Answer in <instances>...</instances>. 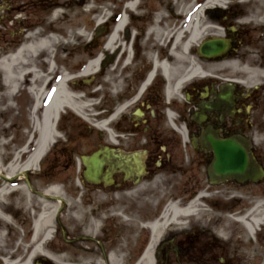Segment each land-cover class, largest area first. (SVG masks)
<instances>
[{"label":"flooded vegetation","instance_id":"flooded-vegetation-1","mask_svg":"<svg viewBox=\"0 0 264 264\" xmlns=\"http://www.w3.org/2000/svg\"><path fill=\"white\" fill-rule=\"evenodd\" d=\"M59 3L64 4L58 0H0V40L16 36L21 28H27L33 17L38 15L43 14L45 21L50 16L49 21H52ZM127 12L131 16L132 13ZM232 14L229 13L230 18L236 16ZM242 15L250 16V13L245 11ZM156 17H159L157 25L168 33V37L156 40L151 34L152 51L146 58H141L140 63L135 62L136 50L134 41H131L130 48L134 56L130 67L134 62L135 65L129 78V87L115 89L113 100L104 94L100 109L103 126L90 129L97 133L98 143L87 154L99 151L100 156H109L101 167L99 180L93 182L88 179L84 174V165L80 175H73L71 186L75 187L73 192L81 200L75 201L72 199L73 193H70L68 209L81 208L84 212L80 231L66 228V243L73 253L76 251L73 256L67 254L69 258L72 256L68 264H111L112 255L117 264H247L246 256L237 254L232 245H224L216 240V236L211 231H205L200 224L166 227L149 249L150 229L144 228V237L138 240L136 237L131 238L128 224L119 221L121 216L146 206L147 202L142 200L145 198L156 200L159 210L170 199L181 204L180 195L185 192L186 183L195 177L192 171L201 166L207 170L212 158L213 153L201 141L208 126L221 137L242 135L249 138H253V134L264 126V37H255V47L245 52L242 61V66L249 64L262 70L261 77L252 83H246L242 75L243 82L236 81L234 85L237 79L232 69L219 67L222 61L231 59L241 45H248L251 32L244 26L235 30L227 28L226 35L237 40L234 51L213 60L205 61L199 57V68H203L204 74L185 77L184 63L172 65L177 59L173 50L174 34L181 28L179 17L167 26V18L161 7L154 11L153 20ZM127 34L132 38V33ZM164 61L174 67L171 75L165 73ZM204 64L212 69H207ZM177 66L181 68L180 72H175ZM127 79L121 80L127 82ZM223 93H227L228 97L222 98ZM70 144H55L54 158L50 162L53 170L50 172L73 169L67 151L71 150ZM257 158L261 162L258 155ZM50 172L47 167L39 175H49ZM179 179L181 182L177 184ZM228 183L239 187L255 185L230 180ZM31 193L34 198L37 196L38 200L42 199L36 192ZM8 203L9 200L4 204L6 210ZM35 206L38 209L40 207L36 202L31 210H36ZM10 210L16 226L18 222L22 225L28 222L27 219L23 222L24 217L18 206L14 204ZM57 215L56 224L60 222ZM35 219L28 222L29 228L23 237V241L27 242L24 247L14 248L13 244L18 238H13L14 243H11L10 238L5 237L0 245V264H4L1 261L4 255L22 264L54 262L45 255L33 252L31 245L34 242ZM150 220L142 224L148 225ZM258 236L264 241V225L258 231ZM53 240L47 242L45 249L52 246ZM148 249L150 252L146 254ZM255 259L256 256L252 257L250 264H260L259 261L254 263ZM261 262L264 264V259Z\"/></svg>","mask_w":264,"mask_h":264},{"label":"rangeland","instance_id":"rangeland-1","mask_svg":"<svg viewBox=\"0 0 264 264\" xmlns=\"http://www.w3.org/2000/svg\"><path fill=\"white\" fill-rule=\"evenodd\" d=\"M59 1L63 0H58V2ZM124 1L126 0H66V4L59 3L61 7L57 11L58 16L53 19L51 18L52 21H49L50 16H48L46 18L47 20L45 21V18L42 17L43 14L41 16L38 15L37 17H33L34 20L27 28H21V32H19L16 36L12 37L11 39L6 37L3 40H0V61H2L4 58L9 56L10 52L15 50L18 45L26 41H30L25 35L27 30L38 31L37 33L39 35L41 34V36L45 37H48L52 32H58L61 35L66 36L67 44H61L59 46L58 42H56L58 39H52V55L53 51L56 50V57L54 59L51 55L50 58L54 60L53 64L55 70H67L72 74L78 73V71L91 57H94L98 53L102 52L103 60L100 63L98 71L87 77H74V81L70 83L74 87H77L75 89L76 93L84 94L86 100L88 99V96L94 97L90 106H88L84 111V114L88 120L84 119L76 112L66 107L65 111L61 112L56 124V128L62 136L61 143H71V150L67 151L68 156L72 159L73 169L64 168V170L61 169L59 172H50L53 170V165H51L50 162H52L54 158V147H52L50 153L43 160V162L41 161L40 164H38L36 168L31 173H29V180L31 184L36 186L37 189L40 188L41 190H44L48 184L53 183L59 186V194L63 198V206H65L62 208L59 215L61 221L60 224L64 229L69 228L80 231L82 227L81 220L84 211L81 208L77 210L68 209V202H70L71 199L70 193H73L72 199L75 201L81 200L79 195H76V193L73 192L75 187L72 188L71 186L72 179L73 175L76 176L81 174V166L79 167L78 163L80 160V154H87L88 150H90L93 146H97L98 135L96 132L90 131V128L93 127L92 122L94 123L97 121L98 117L96 116L101 113L100 107L102 100L100 101V99L102 94H108L113 100V93L111 89L114 88V83L113 81L105 80L103 73L112 72V70H114L113 66H115L114 63L117 59V56L115 55V51H109L105 49L104 42L107 40L108 34L114 28V15L119 12L120 9H122ZM203 1L204 0H139V8L141 7L139 12H136L133 15L131 14L129 17L130 24L127 25L120 34L121 39L122 37L126 38V35L129 36L127 34L128 32L133 33V47L136 50L135 62H142L141 58H146V55H150L149 51H152V37L148 32V29L151 25L154 11L157 9V7H162L165 11V15H169L170 19L167 20V26L170 25L172 21H176V17H179L180 23L184 25L188 20L189 12L186 14L183 11L189 10L196 2L199 3ZM177 7H180V10H178ZM245 11L247 13H250L251 11L254 13L252 19L249 18L245 20L244 18H239V21L232 22L234 25L239 24L244 26L249 32H251L249 34L251 40L248 41V45H241L236 50L234 55H232V58H235L240 63H242L241 61H244L245 52L252 50L255 47V37H264V0H248L244 3H239L236 0H233V3H230L229 1L227 8L218 7L217 9H207L201 16V23L205 22L206 24H209V22H211V24H215L217 26L210 30L207 29L202 35L203 39L208 35L215 33L219 34L222 32V34H225V31L221 29L224 24L221 17L223 12H225L229 20V13L236 14L237 12H240L238 13L240 16L238 14L237 15L238 17H241ZM100 18H102L101 23L98 21ZM79 33H82L83 35ZM152 54H155V52ZM44 55L46 56V53L42 54V56ZM42 56L40 55L36 60V67L44 77L49 75V69L48 66L44 65V61L41 63L40 57ZM104 63L105 65H103ZM134 63L124 72L115 73L113 75L115 80L116 78H128L127 82L121 80L119 87L128 89L129 78L131 76V71L134 68ZM112 64L113 66L109 67ZM204 67H206L205 64ZM210 67L212 66L210 65ZM229 68L231 67H228L227 69ZM241 68L242 66L238 64L231 69L235 76L240 77V75H242L240 70ZM207 69L211 70L212 68ZM128 70L130 72H128ZM213 71L215 70H212V72ZM2 75L3 71L0 69V94L4 93L5 91ZM41 83L42 80H39L36 82V85L40 86ZM97 87L99 88V92L94 91V89ZM49 88L50 86L47 88L46 92L49 90ZM33 100V95L23 89V91H20L18 94H16L12 100L15 110H13L11 113L0 111L1 170L7 168L8 163L14 156V153H17L21 147L25 146L28 140H31L28 145V153L34 149L35 143L34 141L32 142V140H36L37 133H35V131L32 129L33 119H31V108ZM7 104H9V101L0 99V110L5 108ZM40 117L41 112L39 111L36 113V118L40 119ZM258 130L253 134L254 141L252 147L261 160V164L264 166V126ZM70 137L72 138V141L70 140ZM27 156L28 154L23 156L22 162L26 160ZM47 167L48 173L50 172V174L40 176L39 172H42ZM4 172L2 173L5 174ZM192 173L195 175V177L190 182L186 183V190L183 195H180L184 199L182 205H186V201L191 196L190 194L192 191L197 192L203 188H208L213 190L212 193L210 192L213 195H211L210 198L208 197L206 207H202V209L199 210L195 215L181 218L180 221L188 224L194 223L193 221L196 220L195 222L200 224L201 227L205 229V231H211L212 234L216 236V240L224 245H232L237 254L246 256L247 264L252 263V257L254 256H256L257 261L261 262L264 259V241L259 238L258 232L255 234V237L250 238V235L239 223L230 219L232 217L230 215L233 214L229 215V212H235V210L238 208L241 209L244 206L245 208L249 206L251 203L250 201H252L254 198V194H257L259 198H263L264 182L260 185H250L244 187H237L233 183L217 184L215 186H211L206 177V170L204 166L198 168L195 167ZM20 182L21 183L18 186L23 187V183H25L24 180L22 179ZM180 182L181 179H179L177 184ZM1 184L2 181L0 182V185ZM191 187H193L194 190L191 191ZM26 191L28 190L26 189ZM178 194H181V192ZM35 197L36 200L39 199L37 196ZM149 198L142 199L143 201L147 202L146 206H142L141 209L133 210L132 212H129L128 214H125L119 218V221H121L122 224H128V227L131 228V238L136 237L138 240L143 238L145 233L143 230L145 227L142 223L146 222L147 219L150 220L152 217L154 218L160 212V206L159 208H156L158 206V203H156L157 201ZM4 200H9V203L12 207L14 204L18 206V208L21 210L20 214H23L24 217L22 218L23 222L26 219L28 222L32 221V218H34L35 214L40 211V207L38 209L36 206V210H31L32 206L27 205L28 201L22 191L6 195ZM49 201L55 208L59 209L61 204L60 201H56L57 203L53 200ZM259 201L263 204L264 208V200ZM10 211L13 213L12 210ZM75 211H78L80 220L71 219ZM225 221L229 222L228 225H226ZM28 222H26L24 225L18 222V226H16L14 219L12 218L11 224L5 228V237L6 239L10 238L11 243L13 242V238H18V240L15 239L17 242L16 244H13L14 248L24 247L27 244V242L25 243V241H23V237H25L27 234L26 229L29 228ZM56 226L57 232L56 234H53L54 240L51 244L52 246L48 249L54 254L57 253V256L60 259L59 261L52 262L51 264H68V260L73 255H75L74 253H76V251L73 253L70 250L66 240L63 238L59 223L56 224L55 222V227ZM174 226L180 225L178 223L170 227ZM221 228L225 229L224 238L219 236L218 233L219 229ZM260 230L261 226L257 231ZM11 252L12 251H10V255L12 254ZM68 253L72 255L70 258L67 255Z\"/></svg>","mask_w":264,"mask_h":264},{"label":"bare ground","instance_id":"bare-ground-1","mask_svg":"<svg viewBox=\"0 0 264 264\" xmlns=\"http://www.w3.org/2000/svg\"><path fill=\"white\" fill-rule=\"evenodd\" d=\"M136 1L129 3L128 7L130 10H137L139 6L137 5ZM63 2L66 4V0H63ZM227 4V0H207L206 4L199 11L193 14L192 18L186 25V29L179 30L174 35L173 52L177 59H175V63H173L172 65H179L178 63H184L185 77L203 74V72L199 70V51H194V46L201 41L202 35L207 29L210 30L215 27L210 24L211 22H209V24H206L205 22L201 23V16L204 9L214 6L224 7ZM98 21L99 23H101L102 18H100ZM126 21L127 18L125 16L115 24L104 46L105 49L109 51H115L114 49H117V51H115L117 56V59L114 63L115 66H113V64L111 65V67L113 66L114 70H112V72L103 73L105 80L113 81L115 89H118L117 87H119L121 79L117 78V80H115L113 75L115 73H120L127 70L132 63V51L130 48L132 41L131 38L126 35V38L122 37L120 39V34L126 26ZM185 30L187 32V37L183 38ZM150 33L156 40H163L168 37V33L165 32V30L159 25L154 26L152 29H150ZM216 35H222V33H215L213 37H217ZM32 36L33 37H30V41L27 44L21 46L16 54L7 56L6 58H4V60L0 61V69L3 71V84L5 87L4 93L0 94V99L9 101V104H7L6 107L1 109L0 111L11 113L13 110H15L12 100L16 96V92L21 86L30 85L29 89L34 98V104L31 114V119H33L32 129L33 131H35V133H37L36 140H32V142L34 141L35 143L34 149L30 153H28V156L24 162L21 161L19 153H14V156L8 163L7 168L4 170L0 169V180L1 176L6 178L7 180V182H4L3 180V183L0 186V245L3 243L5 238L3 230L6 228V226L10 225L12 221V217L10 216V209L12 208V206L11 204H9L8 210H6V205H4L3 202L4 197L12 193L13 191H22L28 201L27 205L32 206L37 202V204L40 206V214L36 217V221L34 222V242L32 243L33 252H35L36 254L45 255L57 262L60 259L57 256L58 254H54L49 249H45L47 243L42 242V240H49L52 236L53 229L55 227V207L52 203L47 201V199H40L38 201H35L34 195L30 191H26L25 185H23V187L11 186L10 180L15 174L24 175L25 171L34 170L38 165L39 160L49 152L48 149L51 142L59 137V132L56 128V121L65 107L76 112L79 116L86 118V116L84 115V111L88 106H90V101L88 99L86 100V97H84V95L76 93L75 89L77 87H74L70 83L75 76H88L95 73L100 66L103 55L99 54L91 57L88 60L87 65L82 69L79 75L70 76L67 73H64L61 78L55 83L53 89L50 92H46L45 86L49 77H43L40 71L36 68V60L38 59L40 50L42 48H47L52 45V39L48 37H41V35H39L38 33H35ZM48 61H46L45 64H47L51 72L54 70L53 62ZM238 64L242 66L243 63H240L238 60L231 58L229 60L226 59L222 61L219 67L234 68ZM172 65L169 66L166 61L163 62V67L167 75H171V72L174 69ZM240 70L242 75H244L246 83H252L256 79H259L262 75V70L249 64L242 66ZM180 71L181 68L179 66L175 67V72ZM174 75L177 76V74ZM181 76L182 75L178 77ZM39 80H42L40 86L36 85V82H38ZM241 82H243V80H241ZM39 111L41 112V117L40 119H37L36 113H38ZM102 126L103 123H101L100 125L97 124L96 127L100 128ZM29 142H31V140H29ZM1 171H5L4 173L6 175H2ZM19 171L20 173H18ZM44 191L48 195H56L58 197H61L59 194V186L54 183L48 184ZM196 206V200L192 201L187 207H181L177 202L167 205L159 219H155L148 224L151 231L149 249H151L153 244L161 237L163 230L169 224L179 223L180 226H183L185 223L180 221V219L188 215L197 213L198 210ZM252 212L253 213H251L250 218L252 219L254 224H250L249 222L245 223L249 230H252V225L257 226L259 223H264V214L260 202H257ZM245 217L247 216H244L242 219H245ZM71 219L79 220L78 211L74 212ZM228 223L229 222L226 221V225H228ZM218 233L219 236L224 238L225 229H219ZM149 249L147 250L146 254H149ZM6 263L22 264L18 261H13L8 256L6 257ZM111 264H117V260L114 255H112L111 257Z\"/></svg>","mask_w":264,"mask_h":264},{"label":"water","instance_id":"water-1","mask_svg":"<svg viewBox=\"0 0 264 264\" xmlns=\"http://www.w3.org/2000/svg\"><path fill=\"white\" fill-rule=\"evenodd\" d=\"M235 41L222 37H212L202 42L199 52L205 58L217 57L230 50ZM205 147L213 152L207 175L212 183L227 179L237 181H257L264 176V169L259 166L250 150L249 142L242 135L220 137L211 127L203 133ZM106 157L100 158L99 152L91 156H82L86 166L85 175L93 182L101 176V167Z\"/></svg>","mask_w":264,"mask_h":264}]
</instances>
